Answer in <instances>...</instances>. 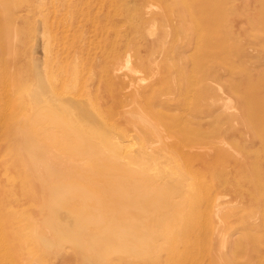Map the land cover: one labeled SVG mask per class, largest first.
I'll return each instance as SVG.
<instances>
[{
    "label": "bare ground",
    "instance_id": "obj_1",
    "mask_svg": "<svg viewBox=\"0 0 264 264\" xmlns=\"http://www.w3.org/2000/svg\"><path fill=\"white\" fill-rule=\"evenodd\" d=\"M129 1L136 4L131 31L117 32L119 42L108 55L101 46L92 54L80 44L56 53L38 21L37 35L26 44L30 49L15 64L23 74L12 83L9 61L1 57L4 43L0 46L5 97L0 164L6 177L14 175L18 164L30 181L25 183L32 182L36 198L40 196L38 216L23 219L20 226L38 235L25 252L50 249L59 240L40 236L41 228L57 229L62 242H71L79 234L68 228L90 223L95 233L88 234V243H77L99 246L91 264L130 247L152 252L153 262H182L183 251L211 237L218 261L207 263L264 264L258 236L264 232V87L256 86V99L244 103L240 116L223 111L217 94L201 79L204 73L211 75L214 64L208 63L226 43L203 40L200 20L213 18L210 6L202 0H159L163 6L154 10L149 0ZM69 11L62 21L71 18L72 27L93 21L87 6ZM176 25L185 32L182 41L170 38ZM151 27L159 33L149 41ZM205 36L212 38L211 33ZM192 46L199 51L196 57L186 55ZM29 56L32 65H24ZM189 66L192 80L185 79ZM142 72L148 77L140 78ZM20 83L25 95L15 119L13 96ZM206 101L214 111L205 109ZM230 137L245 144L226 149ZM21 154L30 158L26 156L28 165L18 163ZM236 179H243L244 187L232 186ZM247 195L254 204L245 213L239 202ZM218 215L217 224H209ZM203 217L206 225L189 232L188 225ZM244 223L249 229L236 232ZM132 224L137 230L124 234L123 227ZM174 233L180 244L171 237ZM181 244L183 258L178 255Z\"/></svg>",
    "mask_w": 264,
    "mask_h": 264
},
{
    "label": "rangeland",
    "instance_id": "obj_2",
    "mask_svg": "<svg viewBox=\"0 0 264 264\" xmlns=\"http://www.w3.org/2000/svg\"><path fill=\"white\" fill-rule=\"evenodd\" d=\"M202 1L210 6V14L213 16V18H208V21L204 19L200 20L201 27L205 29L204 34L201 33L204 35L203 40H206L207 43L210 42L211 45L212 43L215 44L224 40L226 43L225 50L218 53V56L213 55L208 63L214 64L213 68L211 67L213 69L211 70V75L209 76L204 73L203 76H201V79H203L202 82L204 85L206 84L212 92L217 94L223 111L227 113L233 112L240 116L243 112L244 103L256 99V86L260 85L262 88L264 87V0ZM149 3L153 6V9L155 8L157 10L161 5L159 0H149ZM86 6L89 7L88 12H90V17L93 19L92 22H85L82 20L78 22L79 26L76 28L68 24V22H71V18L62 21V17L65 16V13L70 12L69 10L77 12L78 9ZM134 6L135 8H133ZM135 13V1L132 3L129 0H0V46L4 43L3 47L5 49V54L1 55V57H7L9 61L10 80L12 83H17L23 74L21 69L18 68L19 65L15 64L20 60L25 48L27 49V52L30 49V47H28L29 45L26 46V44L29 42L30 37L33 39V36L37 35L38 21L41 24V28L44 27L42 32L45 35V38L49 41V47L56 53L59 50H63V48L68 49L69 47L78 46L80 44L85 46V48L90 47V52L92 54L94 50H97L94 47L99 48L101 46L106 51V55H108V53H112L114 50L113 48L119 42L120 37L117 36V32L120 31L126 34L131 31L132 22L129 21V19L130 16ZM127 20L129 23H126L128 22ZM195 25L196 24H194V26ZM68 29L70 31L67 32ZM158 29L159 28L157 27H151L146 34L147 40L152 41L153 39H156L158 36L157 34L159 33ZM173 31H175V33L170 34L171 40L174 39V37L179 41L185 39V32L179 25H176ZM208 33L212 34L211 39H209ZM170 38H168V40H170ZM176 47L177 50H182L183 48L179 46ZM195 50L196 49L192 46L190 50L186 51V55H193V57L198 56L199 51ZM31 57L29 56L26 58L24 65H32L30 63ZM61 58L63 57L61 56ZM15 60L17 61L15 62ZM120 63L122 65L123 62ZM191 69L192 66H189L186 70L185 79L192 80L193 73ZM1 76L2 67L0 65V108L3 106L2 104L5 99L2 95L3 83ZM139 77L147 78L148 76L145 72H142V75L140 73ZM20 84L19 92L17 91L15 96H13V99L15 100L12 114L15 119L19 116L22 104L21 101L24 100L23 98L25 95L23 92L24 84ZM193 88L194 87L190 84L189 89L192 91ZM188 100L191 101V99H187V101ZM205 103V109L210 108L211 111L215 110L214 106H210L209 101H206ZM2 111L4 113L5 110ZM3 113L0 111V120L3 118L2 116L5 115ZM261 121L264 122V118H262ZM1 122L2 121H0V123ZM244 144L245 143H241L240 140L230 137L226 139V146L224 147L226 149H229L230 147L231 149H238ZM257 145L258 144H253L252 148L258 149ZM24 155L25 154H21L20 158H18L20 160L18 163L22 166L28 165V161L30 160L27 155H25V157ZM26 156L29 160H27ZM21 161H24V163ZM0 166L3 167V169L0 167V176H2L0 177V264H91L93 262V257L97 255L96 250H98L99 246L86 247L80 246L81 243H77L82 242L85 239H87L86 241L88 243V234L95 233L92 228L93 225H90V223L87 224L86 228L81 226L83 231L81 227L76 228L77 226H70V229L68 228L70 232L76 230L79 234H77L78 236H75L74 239H71V242H68L69 239L62 242L61 236L56 232L57 229L53 228V230H47L38 227V229H40V232H38L41 234L40 236H46L51 239L55 237L59 238V240L54 238L55 244H53L50 249L39 247V249L34 248L31 252H25L27 245L31 244L34 238L38 235L29 231V229L22 230L20 226L23 223V219L38 216L37 211H39L38 208L40 207V196L37 195L36 198L33 188L30 187L32 182L31 184H26L30 181L25 175H23V173L21 174L18 164H16V168L13 172L14 175L11 177L4 176L6 173L5 166L3 164H0ZM1 179H3V181ZM25 179L28 182H26ZM25 184L28 188H26ZM245 184L246 182L243 179H236L231 182L232 186L240 188L244 187ZM9 185V188L11 189L16 187L14 191L8 189L7 186ZM31 192L35 196H33ZM34 198L35 200H33ZM227 198H229L227 200L230 201L232 199L231 194H229ZM32 202L35 203L32 204ZM233 204H237L236 201H234ZM251 204H254V201L249 199L248 195L241 198L239 202V205H242L240 210L246 213V209ZM196 217H198V215ZM219 217V215L210 217L209 222L212 223L209 224L215 226L218 222L217 220L220 219ZM199 218L201 219V217ZM262 218L264 219V216ZM262 218H260V221L263 220ZM194 219L196 218L193 216V220ZM203 220L204 217L202 221L199 220V223L195 220V225L187 224L191 227L187 228L189 229V232L197 226L201 227L202 225H206L202 223ZM191 223H193V221ZM248 224L249 223H244L242 225L239 224L236 226L235 231H247L249 229ZM132 225H135V229ZM132 225H126L123 227L127 231V233L125 231L124 234L128 235V231L130 234V232L137 230L138 225ZM89 226H91L92 229ZM128 227H131L132 230H128ZM258 236L262 237L261 251L264 253V232L261 234L258 233ZM171 237H176V234L174 233ZM176 239L177 238H173V240ZM212 239V237L209 239H203V241L190 246L185 251H183L184 246L182 247V244L179 245L181 247L178 255H181L184 252V261L173 264H192V262L193 264H209L215 258H217L215 262L218 261V251L216 248V251L213 249L216 247V243L214 241V244L213 241H211ZM73 241H75V243ZM178 241V244H180V240L177 239L176 242ZM166 245L167 244H164V247H168ZM132 249L136 250L137 248L130 247V249H124L119 252L120 254L117 252V254L110 256L109 259L108 257H106V259L104 258L101 264H144L146 259L149 262L148 264L159 263L156 259H154V262L156 263L152 261V252L148 255L147 253L149 252H139L138 250L136 252L133 250L132 252ZM130 253L135 256L133 257ZM144 253L146 259H144V255H142ZM139 254L140 256H138ZM136 256L138 257L137 260H135L137 258ZM127 257L128 259H126ZM140 257L142 260L140 259L139 261ZM180 257H182V255ZM185 257L189 259L188 263L186 261L187 258L185 260ZM132 261H135V263Z\"/></svg>",
    "mask_w": 264,
    "mask_h": 264
}]
</instances>
